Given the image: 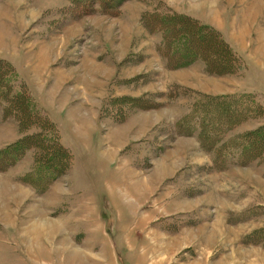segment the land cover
I'll list each match as a JSON object with an SVG mask.
<instances>
[{
    "label": "rangeland",
    "instance_id": "obj_1",
    "mask_svg": "<svg viewBox=\"0 0 264 264\" xmlns=\"http://www.w3.org/2000/svg\"><path fill=\"white\" fill-rule=\"evenodd\" d=\"M103 2L0 0V60L73 156L47 192L35 191L21 179L36 150L11 156L25 134L0 106V153L9 150L0 161V264H264V144L247 163L219 162L237 133L264 125V0H126L107 12ZM256 5L247 36L243 20ZM158 14L224 29L249 66L240 76L207 75L202 58L173 68ZM196 91L252 93L261 118L237 124L212 153L183 119Z\"/></svg>",
    "mask_w": 264,
    "mask_h": 264
},
{
    "label": "trees",
    "instance_id": "obj_2",
    "mask_svg": "<svg viewBox=\"0 0 264 264\" xmlns=\"http://www.w3.org/2000/svg\"><path fill=\"white\" fill-rule=\"evenodd\" d=\"M76 1L81 3L84 0ZM103 1L100 6L103 12H107L118 8L126 0ZM155 18L157 27L163 34L162 42L159 45L162 47L163 53L164 47L167 50L170 56L167 60L170 64L172 63L173 68H186L192 65L196 59L202 58L205 61L203 68L207 75L240 76L242 69L249 66V64L248 66L246 64L245 57L229 42L224 34L210 25L196 24V21H191V26L186 27L183 23L179 24L182 22V18L176 19V15L158 14ZM198 41L203 42L206 48L205 53L203 51L197 52L195 43ZM180 51H183V61L179 60L180 57L173 58L172 56L179 54ZM16 83V72L12 64L0 60V106L3 107V118L15 121L19 132L25 134V138L20 140L22 142L16 143L13 147L10 146V151H16L11 156H23V152L30 148L36 150L34 164L22 176L21 180L22 182L26 181L25 183L35 191L45 193L55 179L69 171L73 156L62 141L61 143L58 142L57 136L47 135L49 132L56 133L54 122L48 119L46 115H40L43 112L32 102L28 88L24 84H17L18 89H16ZM193 93L191 106L183 119L186 124L195 121L196 128L188 133L195 134L196 131H200V134H202V148H210L212 153L214 150L213 145L223 144L225 142L224 136L234 130L235 127L247 123L248 120L261 118L259 109L261 104L255 101L256 97L252 93L239 94L238 96H235L237 94L213 96L197 91ZM167 96L173 100L172 97L177 95L174 90L169 89ZM191 126L193 125L191 124ZM31 128L34 131H30ZM237 134L239 139L236 141L237 143L235 142L236 146L232 149H226L222 153L223 157L219 161L222 165L228 163L229 161H226V159L232 158V156L234 158L237 156L236 158L241 162L247 163V159L251 160L248 153L255 151L256 148L264 144V125ZM24 140L25 142H23ZM7 151L3 153L7 154ZM259 152L261 154L258 155L259 160H257V163L264 160V147L259 149ZM3 153H0V161L4 160ZM236 158L233 161L231 160V165L237 163ZM57 161L59 163L55 164ZM107 210L109 214H114V211L109 207ZM107 221H109L108 218ZM111 222H116L115 214Z\"/></svg>",
    "mask_w": 264,
    "mask_h": 264
},
{
    "label": "crops",
    "instance_id": "obj_3",
    "mask_svg": "<svg viewBox=\"0 0 264 264\" xmlns=\"http://www.w3.org/2000/svg\"><path fill=\"white\" fill-rule=\"evenodd\" d=\"M258 6L256 5V7L252 8L250 11H249V15L246 14L245 15V18L243 21H246L245 22V25L243 27L244 29V32L247 33V36H250V32L252 33V37H254L255 35L253 34V31L256 30V25H257V22H258V17H257V12L260 10V7L261 5H259V7L257 8ZM248 15V16H247ZM247 16V17H246ZM255 22V23H254ZM209 24L211 26H213L215 29H217L212 23L209 22ZM219 30V29H217ZM220 31V30H219ZM222 33L227 37V39L229 40V42L236 48V44L227 36V33H225L224 29L221 30ZM258 37V36H256ZM237 49V48H236ZM242 55H246L247 54L243 51H241L240 49H237ZM249 59V58H248ZM125 191H126V195L129 197L131 194L128 193L129 190L125 187ZM105 205L107 207H109L110 209H112L114 211L115 207L112 205V203L110 202V199H106V202H105ZM116 210V209H115ZM115 213V212H114ZM117 213V212H116Z\"/></svg>",
    "mask_w": 264,
    "mask_h": 264
}]
</instances>
